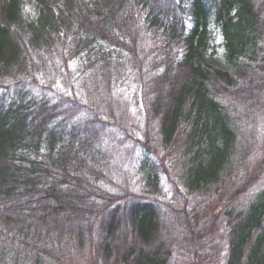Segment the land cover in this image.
I'll use <instances>...</instances> for the list:
<instances>
[{
  "label": "trees",
  "instance_id": "obj_1",
  "mask_svg": "<svg viewBox=\"0 0 264 264\" xmlns=\"http://www.w3.org/2000/svg\"><path fill=\"white\" fill-rule=\"evenodd\" d=\"M263 55L254 0H0V264H195L206 246L212 263L264 264L238 122ZM125 150L143 193L118 181ZM168 162L166 201L152 191Z\"/></svg>",
  "mask_w": 264,
  "mask_h": 264
},
{
  "label": "rangeland",
  "instance_id": "obj_2",
  "mask_svg": "<svg viewBox=\"0 0 264 264\" xmlns=\"http://www.w3.org/2000/svg\"><path fill=\"white\" fill-rule=\"evenodd\" d=\"M254 1H255L256 7L259 9L260 16L264 19V0H254ZM219 40L220 39L217 40L218 43L221 41ZM261 57H263L264 59V55ZM262 90H264V84L262 86ZM258 100H259V106L254 103H250V106H249V103L245 107L244 105L239 106L240 113L238 115V118H239L238 122L240 123L242 131H243L242 140L245 138L246 140L245 142L247 143L246 144L247 148L248 150H250L248 157L242 163L241 172H240V176H242V179L247 181V183L245 182L247 186L249 185L248 183L251 182V181H248L251 178H253V183H252L253 185H257V184L264 185V91L260 93ZM254 106L259 107L260 109H258L259 111L251 116V120H249L250 122L248 124L247 123L245 124L246 122L245 120L250 118L249 116L250 112L248 111L250 109L249 107H252L251 109L253 110ZM134 110L135 108L132 111ZM134 115H137V113H134ZM143 123L144 121L142 120V124ZM150 128L152 127H149L148 130ZM137 135L141 138L143 134L138 133ZM150 136L152 137V139H150V141L147 142V144H148L149 149L154 151V156L152 157V159L154 161L155 159H157V161L160 164H165L164 162H162V160L165 161L164 157L166 155V151L163 149V151L161 152V148H160L161 146H159L160 143L159 141H157L158 139L156 137L155 126ZM241 145H243L242 142H241ZM120 155H121V152H120ZM118 159L121 165V170L119 172L118 181L121 183V185H123L126 188H129L135 193H138V194L143 193L142 181H139L138 175L135 173L136 161L134 157L132 156L131 151L125 150L123 155L120 156ZM155 163L157 164V162ZM175 174L176 173L171 168H169V162H168V174L167 175L164 174V177H166L168 181L166 182V184L162 182L157 190L152 191L153 196L156 199L163 198V199H166V201H169L173 197V192H170V190L172 189V185L170 184V182L171 183L174 182ZM236 175L238 174L236 173L235 176ZM255 177H260V178L256 179ZM235 179H236L235 183L239 182V176L236 177ZM163 185L166 187L165 190H162ZM192 198H195V196ZM196 200L200 201L199 206H197L198 208L197 213L199 214V223H209V224L215 223L218 227H220L219 223H220V219H222V214H221L222 207L219 206L220 208L217 209L216 203L211 205L208 201L202 202L200 198H196ZM171 205L176 206L177 204L171 203ZM204 217L206 218L205 220H203ZM213 217L214 219H212ZM201 235L202 234H200L199 236ZM205 240L206 239L204 240L200 239L198 244L203 243V242L204 244H206ZM207 249H208V246L205 247L204 253H201L200 259L194 256L192 259V262L195 264H202V263L203 264H219V261L217 260L215 261V263H212L211 258L207 256L209 252V251L207 252Z\"/></svg>",
  "mask_w": 264,
  "mask_h": 264
}]
</instances>
